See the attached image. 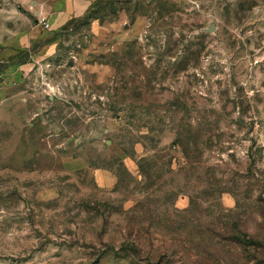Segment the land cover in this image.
<instances>
[{
	"label": "rangeland",
	"instance_id": "374dc122",
	"mask_svg": "<svg viewBox=\"0 0 264 264\" xmlns=\"http://www.w3.org/2000/svg\"><path fill=\"white\" fill-rule=\"evenodd\" d=\"M98 1L0 0V264H264V0Z\"/></svg>",
	"mask_w": 264,
	"mask_h": 264
},
{
	"label": "trees",
	"instance_id": "16d2710c",
	"mask_svg": "<svg viewBox=\"0 0 264 264\" xmlns=\"http://www.w3.org/2000/svg\"><path fill=\"white\" fill-rule=\"evenodd\" d=\"M118 2H121L120 0H118ZM116 2V0H99L91 9L90 12H88L85 16H84V20L82 24L88 23L89 20H93V19H97L99 20L101 18V14L102 11L110 6H113ZM116 10V8H114L113 6V10ZM74 20H70L63 29H66L69 27V25L73 22ZM234 239L241 243L242 245H246V246H256L259 241H257V239L253 236H248V235H236L234 236Z\"/></svg>",
	"mask_w": 264,
	"mask_h": 264
},
{
	"label": "built area",
	"instance_id": "2783aa9c",
	"mask_svg": "<svg viewBox=\"0 0 264 264\" xmlns=\"http://www.w3.org/2000/svg\"><path fill=\"white\" fill-rule=\"evenodd\" d=\"M39 24H41L44 28L48 29L49 25L48 22L46 21V18L44 16H40L38 18Z\"/></svg>",
	"mask_w": 264,
	"mask_h": 264
},
{
	"label": "crops",
	"instance_id": "0c3cea01",
	"mask_svg": "<svg viewBox=\"0 0 264 264\" xmlns=\"http://www.w3.org/2000/svg\"><path fill=\"white\" fill-rule=\"evenodd\" d=\"M57 12H58V11H57ZM57 12H56V13H57ZM69 12H70V11H69ZM56 13H55V14H56ZM59 15H60V14L57 13V14L55 15V17H59ZM52 16H54V15H51V17H52ZM51 17H50V19H51ZM68 17H70V14L67 15V16H65L64 18L61 19V21H60V23H59V26H60L63 22H65V21L68 19ZM50 19H49V20H50ZM49 20L46 19V21L48 22V25H50Z\"/></svg>",
	"mask_w": 264,
	"mask_h": 264
}]
</instances>
